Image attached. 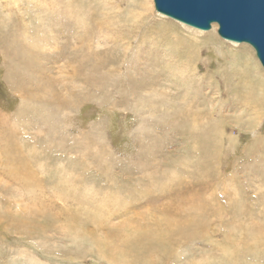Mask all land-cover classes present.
<instances>
[{"label": "rangeland", "instance_id": "1", "mask_svg": "<svg viewBox=\"0 0 264 264\" xmlns=\"http://www.w3.org/2000/svg\"><path fill=\"white\" fill-rule=\"evenodd\" d=\"M158 13L0 0V264H264V68Z\"/></svg>", "mask_w": 264, "mask_h": 264}, {"label": "water", "instance_id": "2", "mask_svg": "<svg viewBox=\"0 0 264 264\" xmlns=\"http://www.w3.org/2000/svg\"><path fill=\"white\" fill-rule=\"evenodd\" d=\"M158 12L220 37L244 42L255 50L264 68V0H154Z\"/></svg>", "mask_w": 264, "mask_h": 264}, {"label": "bare ground", "instance_id": "3", "mask_svg": "<svg viewBox=\"0 0 264 264\" xmlns=\"http://www.w3.org/2000/svg\"><path fill=\"white\" fill-rule=\"evenodd\" d=\"M153 2H154V0H153ZM154 6H155V4H154ZM156 9V8H155ZM157 11V10H156ZM158 12V11H157ZM158 15L159 16H161V17H164L163 15H162V13L161 12H159L158 13ZM165 15V14H164ZM167 16V15H166ZM171 18V17H170ZM176 20V19H175ZM178 21V20H177ZM176 22V21H175ZM182 23V25H184L185 27H187V28H189V29H192L194 32H199V31H201V30H197V29H199V28H197V29H194V28H196V27H194V28H191V27H188V26H190V25H185V24H183V22H181ZM180 23V24H181ZM213 24H216V23H213ZM217 25V24H216ZM193 27V26H192ZM188 29V30H189ZM229 41H231V40H229ZM231 43H233V44H235V45H239V44H237L236 42H232L231 41ZM239 47H242L241 45H239ZM243 48V47H242ZM253 48V47H252ZM255 51V50H254ZM252 73V72H251ZM258 73H259V71H258ZM261 75L264 77V74H262L261 73ZM254 81V79H252V82ZM244 83V82H243ZM246 83V82H245ZM249 85V87L248 88H246V90H242L243 92H242V94L240 95V98L241 99H238V100H235V102H234V104L235 105H238V104H244V105H246V108H258V107H262L261 105V99H262V96H263V88H261L260 89V87L258 88V91H256V90H254L255 88H254V86H255V84H252L251 85V83H249L248 84ZM262 86V85H261ZM238 90H236V92H237ZM239 93V92H238ZM258 96V97H257ZM233 98V97H232ZM237 98H238V96H237ZM257 111H259V110H257ZM199 115V114H198ZM189 116V115H188ZM191 117V116H190ZM193 119H197L195 116H192V120ZM22 154V153H21ZM15 156V155H14ZM14 164V163H13ZM18 166V165H17ZM10 169V168H9ZM11 172V171H10ZM22 175V174H21ZM25 178H27V177H25ZM31 181V180H30ZM160 244H162V243H160ZM162 246V245H161ZM138 260V259H137Z\"/></svg>", "mask_w": 264, "mask_h": 264}]
</instances>
